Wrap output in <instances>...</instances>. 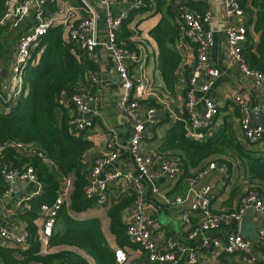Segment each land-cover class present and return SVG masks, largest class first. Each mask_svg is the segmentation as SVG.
<instances>
[{"label":"trees","instance_id":"trees-1","mask_svg":"<svg viewBox=\"0 0 264 264\" xmlns=\"http://www.w3.org/2000/svg\"><path fill=\"white\" fill-rule=\"evenodd\" d=\"M9 1L0 0V18L8 12ZM141 1L140 6L129 10L118 40L129 51L139 52V45L146 43L139 40L138 44L132 40L133 35H139V31L131 28L130 24L137 15L149 10L161 13V21L150 31L158 45L155 70L161 72L165 84L162 90L173 94L182 61L175 42L189 44L180 28V4L175 0ZM192 2L185 4L189 6ZM239 7L243 11L247 30L243 54L251 68L264 74V0H240ZM8 29V26L0 25V33ZM17 31L19 35L22 29ZM252 32L259 35L257 40ZM42 47L44 51L38 64L28 67L24 73L27 93L9 113L0 111V143L5 140L21 141L32 149L28 153L7 149L3 160L17 167L32 166L42 185V192L27 200L29 206L22 214L27 222L30 246L23 249L0 245V260L4 264H91L89 259L92 258L94 264H114L115 254L105 238L101 220H80L73 216L98 204L108 206L107 199L88 197L86 194L90 166L85 158L94 143L88 138L90 126L78 128V113L73 103L74 95L86 91L81 84L90 72L97 70V66L79 45L64 39L63 25L48 28L37 50ZM189 72V69L186 70L184 75L188 76ZM182 117L167 130L159 146L162 157L176 158L180 162V180L193 177L212 162L223 163L230 171L231 163L225 157L237 155L244 160L246 176L250 181L248 189H255L264 200V153L258 155L243 145L237 130L227 120L209 139H191L186 134L183 121L188 118L187 111ZM40 153L47 156L52 164L46 163ZM65 178L71 180L69 197L57 210L54 232L48 240V248L57 250L44 253L36 220L43 205H52L56 201ZM0 184L2 189L11 188L1 177ZM116 196L108 207L110 228L118 245L125 247L132 243L127 235L128 224L124 214L137 202L138 194L133 188ZM255 248L260 253L257 258H253L252 254L240 255L249 257L252 263L248 261V264H264V240L257 242ZM15 253L21 256L17 257ZM225 263L239 264L236 261Z\"/></svg>","mask_w":264,"mask_h":264},{"label":"crops","instance_id":"crops-1","mask_svg":"<svg viewBox=\"0 0 264 264\" xmlns=\"http://www.w3.org/2000/svg\"><path fill=\"white\" fill-rule=\"evenodd\" d=\"M20 1L15 0L14 3L17 4ZM89 1L103 12V8L98 5L96 0ZM184 1L186 0H175L176 3H182ZM134 6L135 1L133 0H120L117 3H111L104 10L114 15H120L128 13ZM189 7L194 12L201 14L210 13V19L203 23L204 29L213 31L215 38V44L208 52V59L210 65L219 69L222 74L217 78L215 84L205 96L213 100L219 107L220 114L216 120L218 129L225 120L230 121L237 130L243 145L247 146L250 150H254L252 148H258L261 151L258 155H261L264 152V138L252 144L244 139L240 129V113L236 98L241 97L249 106L253 121L264 125V120L260 116L262 112L263 89L257 85L252 77L242 73L238 65L231 61L227 53L224 29L229 19L226 15L224 0H195ZM33 16L34 14H31L27 22L31 21ZM43 16L48 21H54L53 26L63 25L64 39L69 40L67 36L69 27L74 22L85 17L86 11L82 0H56L53 3L47 1L44 6ZM161 19V13L155 14L154 10H149L144 14L137 15L130 24L131 28L139 31V35H133L132 40L138 44L139 40L146 43L145 45H139V51L145 54L146 62L144 63V69L141 70V74L149 82L150 91L145 98L140 100V106L135 114L136 117L142 118L147 113V106L156 109L154 124L146 132L142 148L143 152L147 154L152 153L156 161L153 166V171L155 172L153 183L146 178L143 179V196L141 201L125 212V222L128 224L134 218L136 212L142 210L145 221L150 222L149 227L152 232V240L157 247H162L169 239L173 240L177 243L178 249H187L195 252L199 264H220L225 263V261H236L239 264H248V261L252 263L249 257H242L239 254L231 256L224 250L206 249L203 245L207 237L218 238L223 241L230 235L240 232L241 223L226 225L217 231H211L209 233L199 231L197 235L190 238L192 231L201 225L202 217L198 212L190 211L186 203L184 205L174 203L177 197L184 196L189 191L190 184L188 179L181 181L180 177H177L172 180L162 173L159 165V159L162 157V154L159 152V146L162 138L167 130L174 125L176 120L183 118V113L186 111L185 88L189 74L185 76L184 72L188 69L190 70L196 59L194 46L175 42V48L182 55V61L177 72L175 93L171 94L168 91L162 90L165 84L163 83L161 72L155 70L157 68L156 61L158 60V45L150 35V31L159 24ZM244 19V17L240 16H235L234 18L235 22H240L242 25L244 24ZM100 30V37H106V24L103 19L100 21ZM252 34L255 40L259 38V35L254 32ZM10 35L14 38L17 36L13 30L8 29L5 36L3 37L2 35L0 37V49L2 52V56L0 54V77L3 81L8 78V75L7 78H3L1 73L4 69H8L9 74L16 50L17 41L11 50H8L9 46L5 44ZM5 49L11 52V54L5 56ZM37 49L38 47L36 48V57H38L39 52ZM152 54H154L153 61L150 60ZM89 58L95 62L97 70L93 73L90 72L86 76V80L81 84V88L88 90L96 97V103L93 106L96 114L90 117L92 125L89 128L90 134L88 136L93 141L94 147L86 154L85 162L91 169L98 158L108 155L113 150L117 152L118 158L112 164L105 167L102 177L105 178L109 174L118 171L125 173V175L138 176V170L128 149L135 120L132 115L123 113L118 109L117 102L121 96V80L116 72L113 56L106 47L100 45ZM92 74H96L98 77L96 84L90 81ZM26 93L27 88L25 85L24 95ZM0 102L2 106V108L0 107V111L5 113L4 107L6 103L3 100H0ZM196 113L199 118H203L205 114L203 101L197 104ZM260 120L263 121L259 122ZM109 142L113 143L112 149L108 146ZM254 151L256 152V150ZM225 158L231 163V169L228 175H223L220 170H215L198 180L194 186L198 191L207 187L211 188V205L214 210L227 211L238 207L242 202V197L246 189L250 185V181L245 172L244 160L237 155H229ZM155 187L158 188V193L154 191ZM133 188V182L126 176L120 180L110 181L105 197L103 198L107 199L108 206L98 204L86 211L73 214L75 218L80 220L99 218L109 247L113 251L117 248L125 249L128 255V263L135 261L144 262L147 260L148 253L141 246L132 242L131 245L125 247L118 245L116 236L110 228L108 207L111 201L117 197L116 195L128 192ZM4 190L0 184V225L22 235L27 232V222L22 218V214L25 213L29 206L26 201V196L37 190L42 192V186L36 183H28L26 187L21 185L17 187L16 191L12 189V193L9 196L4 194ZM184 212H188V220L182 219V213ZM261 219L262 217L255 213L253 221ZM43 223L44 217L41 209L40 216L36 220L39 233ZM0 245L11 248L16 247L5 241H0ZM28 246L30 245L28 244ZM55 250L57 248L49 249L48 243L42 241V251L44 253ZM15 256L20 257L21 255L15 253ZM259 256L260 253L255 248L252 257L257 258ZM89 260L91 264H94L92 258ZM168 264H190V262L185 253L179 256L175 262Z\"/></svg>","mask_w":264,"mask_h":264},{"label":"built area","instance_id":"built-area-1","mask_svg":"<svg viewBox=\"0 0 264 264\" xmlns=\"http://www.w3.org/2000/svg\"><path fill=\"white\" fill-rule=\"evenodd\" d=\"M15 0L8 2V12L0 18L1 26H8L11 30L22 31L17 34V44L14 54V61L9 69L8 78L3 81L0 77V100L6 103L5 113H9L13 106L17 105L25 93L24 73L28 67H34L39 62L36 57V48L41 44L43 36L47 33L49 27L54 25V21L44 19V6L47 1L55 2L56 0H21L17 4ZM98 5L103 8V12L89 0H82L86 16L74 22L68 29V39L79 45L88 57H91L98 46H104L113 56L116 72L121 80V96L117 102L118 109L123 113L132 115L135 120L133 133L129 141V152L133 157L135 166L138 170V176L125 175L118 171L102 177L103 170L107 165L112 164L117 158V152L111 150L108 155L100 157L96 160L89 172V185L86 190L88 197L99 196L101 199L105 197L106 190L110 181L120 180L125 176L133 182V187L138 194L137 202L141 201L143 194L144 178L153 183L155 172L153 166L156 161L155 156L143 152V139L146 132L154 124V114L156 109L147 106V113L144 117H136V110L140 106V100L145 98L150 91V84L141 74L146 62L145 54L139 52H131L121 45L119 42V33L121 31L124 20L128 13L114 15L109 11H105L111 3H117L120 0H96ZM186 0L179 3V21L180 28L184 32L186 40L194 46L196 59L190 68L189 77L186 80L185 88V109L188 118L184 119L185 131L189 138L198 141L207 140L216 133L217 118L219 117L218 105L206 97L205 94L215 84L222 72L210 65L208 52L215 44L214 33L203 27L204 21L210 19V13H198L191 10L185 4ZM240 0H224L226 6V15L228 23L224 32L226 36L227 53L233 63L238 65L242 73L252 77L257 85L263 89V102L261 110L264 115V74L250 67L246 57L243 54V45L247 40V30L244 24L235 22V16L244 17L243 11L239 7ZM141 0L135 1V6L141 5ZM34 14L31 21L30 15ZM104 20L106 24V37H100V21ZM90 81L94 84L98 82L96 74H92ZM202 94V95H200ZM203 101L205 114L203 118H199L196 113L197 104ZM239 113H240V129L245 140L250 143H257L264 138V125L253 121V116L249 106L237 97ZM73 103L76 107L78 117L76 124L78 128L85 129L92 125L91 116H95L96 112L93 106L96 103V97L88 90L76 94L73 97ZM0 107L1 102H0ZM183 119V118H182ZM109 148H113V143L109 142ZM14 148L31 152L25 143L15 140H5L0 143V177L5 181H27L28 183H36L38 181L37 174L32 166L23 165L17 167L3 160L4 153L7 149ZM43 159L49 165L51 160L44 156ZM159 165L162 173L174 180L180 176L181 164L176 158L160 157ZM215 170H220L223 175H228L229 170L225 164L212 162L201 169L196 175L188 179L190 189L184 196H179L174 203L179 205H188L190 211L198 212L202 217L201 225L192 231L190 238H193L199 231L209 233L217 231L223 226L231 224H240L246 213L253 209L256 214L262 217V225L259 228L260 240H264V200L259 196L255 189H246L241 204L232 210L222 211L214 210L211 205L212 190L207 187L203 190L194 188L196 182L201 178L209 175ZM63 189L52 205H43L42 214L44 223L40 231L41 240L48 243L49 237L54 232L56 224V213L60 206L68 199L71 186V180L68 178L62 181ZM42 186V185H41ZM155 192H159L158 188H154ZM12 188L4 190L6 196L11 195ZM40 190L29 193L26 201L34 196H38ZM139 208V207H137ZM140 209V208H139ZM188 212L182 213V219L188 220ZM150 222L145 221L142 210L136 212L134 218L128 223L127 235L129 241L141 246L148 253L147 260L144 262H129L128 255L123 248H117L114 251V264H168L173 263L179 256L187 254L190 264H199L198 258L193 251L187 249H178V245L173 240H168L162 247H157L152 240V232ZM29 234L25 232L19 235L9 228L0 225V241H5L16 247L27 249L29 246ZM250 238L244 237L240 232L230 235L226 240L207 237L204 240L206 249L224 250L228 255L235 256L237 254H253L255 244L257 243ZM30 245V244H29ZM0 264H4L0 260ZM227 264V263H220Z\"/></svg>","mask_w":264,"mask_h":264},{"label":"water","instance_id":"water-1","mask_svg":"<svg viewBox=\"0 0 264 264\" xmlns=\"http://www.w3.org/2000/svg\"><path fill=\"white\" fill-rule=\"evenodd\" d=\"M8 75V69H4L1 73V76L3 78H7ZM263 118L262 112L260 113ZM263 120H260L259 122H262ZM11 188L16 191L17 187L24 185V187H26L28 185L27 181H18L16 179L12 180V181H8L7 182ZM255 215V211L253 209L249 210L245 217L244 220L241 222L240 224V233L247 238L252 239L253 241L257 242L260 240V234H259V228L262 225V220H258V221H253V217Z\"/></svg>","mask_w":264,"mask_h":264},{"label":"rangeland","instance_id":"rangeland-1","mask_svg":"<svg viewBox=\"0 0 264 264\" xmlns=\"http://www.w3.org/2000/svg\"><path fill=\"white\" fill-rule=\"evenodd\" d=\"M7 31L8 30H4V31H2L0 34H2L3 35V37L5 36V34L7 33ZM16 35L18 34V31L17 30H15V31H13ZM17 39V36L14 38V37H12L11 35L9 36V38H7V42H5V44H6V46H9V49L8 50H11V48H13V46H15V42L17 41L16 40ZM17 44V43H16ZM6 50V49H5ZM39 52H38V57H39V59L41 58V56H42V53H43V51H44V47H42L40 50H38ZM13 53V52H12ZM0 54H1V56H2V52H1V49H0ZM11 54V52H9V51H7L6 50V55L5 56H7V55H10ZM153 58H154V54H152V58L150 59L151 61H153ZM3 112V111H2ZM252 149H254V150H256V153H261V151L258 149V148H252ZM254 150H251V151H254ZM262 153H264V152H262Z\"/></svg>","mask_w":264,"mask_h":264}]
</instances>
